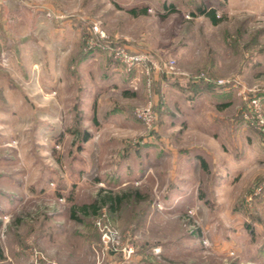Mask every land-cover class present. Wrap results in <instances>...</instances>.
Listing matches in <instances>:
<instances>
[{
    "label": "rangeland",
    "instance_id": "374dc122",
    "mask_svg": "<svg viewBox=\"0 0 264 264\" xmlns=\"http://www.w3.org/2000/svg\"><path fill=\"white\" fill-rule=\"evenodd\" d=\"M9 4L0 264H264V185L252 194L264 183V0ZM49 21L67 40L57 50L46 47ZM93 22L160 67L148 76L86 50ZM63 54L72 57L56 65L59 88L41 86L38 63L24 67ZM148 105L149 127L135 116ZM97 220L116 231V250L100 245Z\"/></svg>",
    "mask_w": 264,
    "mask_h": 264
},
{
    "label": "built area",
    "instance_id": "2783aa9c",
    "mask_svg": "<svg viewBox=\"0 0 264 264\" xmlns=\"http://www.w3.org/2000/svg\"><path fill=\"white\" fill-rule=\"evenodd\" d=\"M85 49L89 51H104L117 60L128 71H144L148 74L154 67H160L157 60H154L147 52L144 51H131L127 47L117 44L110 40L104 30L101 28L99 22H93L89 28V35L85 41ZM2 61L5 58L2 57ZM173 60H168L163 63L164 69L170 71L172 69ZM220 82V81H219ZM134 83V81H132ZM256 101H252V105L256 106ZM135 116L142 121L147 127L153 123V115L150 110V105L135 111ZM264 183L258 184L253 190L252 194L255 195L263 188ZM99 231V243L104 249L116 250L117 241L116 231L104 221H96ZM131 248L124 247L122 255L124 259L129 258Z\"/></svg>",
    "mask_w": 264,
    "mask_h": 264
},
{
    "label": "crops",
    "instance_id": "0c3cea01",
    "mask_svg": "<svg viewBox=\"0 0 264 264\" xmlns=\"http://www.w3.org/2000/svg\"><path fill=\"white\" fill-rule=\"evenodd\" d=\"M25 4L23 3V5H21V3L20 4L18 3L17 6L14 7V8H16V10H18V8H21V7L25 8V7L28 6V5H25ZM9 8H10L9 0H0V14H3V12L8 11ZM37 11H40L42 14L37 15V19L38 20H36L35 23H34V28H35L36 31H33V33L37 34V36H39V34L41 33L40 29L46 28V25L44 27H42V24H44L43 23L44 21L41 19V17L45 16V15H43L44 14L43 12H45V10L38 9ZM5 24H6V21H5V19H3V16H2L0 18V27L6 28ZM47 24H48V26H47L48 34L47 35L50 38V43L48 45H46V47L48 48L47 50H49L51 45H52V50H53V48L57 50V46L56 45H58V44H66L67 40H66L65 37H63V36L60 37L58 35V32H57L58 25H57L56 22L54 23L52 21H49V22H47ZM4 32L6 34V31H4ZM71 54H72V52L70 53V55ZM64 55L65 54L61 55L60 57L55 58V60L52 59L51 56H48V57H46V59H43V61L42 60H35V58H33L32 60H29L28 57H27L25 59L24 67H25L26 70H29V69H31L32 66H34V65L36 66L37 65L36 63H38L39 64L38 67L40 68V76H42V74L45 75L46 76V81H48L46 83H43V81H42L41 82V86L45 90H48L49 87L50 88L51 87L55 88V87L59 86L56 83H53L55 81L56 77H57V74H58V72L56 70V67H57L56 65L58 64V65L64 67V63L66 64L68 59H70L72 57V56H69V54H68V56L65 59Z\"/></svg>",
    "mask_w": 264,
    "mask_h": 264
},
{
    "label": "trees",
    "instance_id": "16d2710c",
    "mask_svg": "<svg viewBox=\"0 0 264 264\" xmlns=\"http://www.w3.org/2000/svg\"><path fill=\"white\" fill-rule=\"evenodd\" d=\"M197 10H198V13L199 14H205L206 16H208V18L211 20V22H213V23H216V22H218V19H217V17L215 16V13H214V10H205L204 8H202V7H198L197 8ZM105 198H107L109 201H111L113 198L115 199V200H119V198L120 197H111V196H107V197H105ZM95 205V203H92L91 205H87V206H83V209H85V208H87V207H93L92 209H94V206ZM3 253H2V250H1V248H0V259L2 258V255Z\"/></svg>",
    "mask_w": 264,
    "mask_h": 264
}]
</instances>
